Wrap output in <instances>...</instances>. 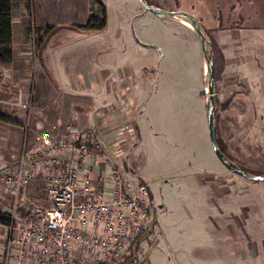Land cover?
<instances>
[{"label":"rangeland","instance_id":"rangeland-1","mask_svg":"<svg viewBox=\"0 0 264 264\" xmlns=\"http://www.w3.org/2000/svg\"><path fill=\"white\" fill-rule=\"evenodd\" d=\"M14 1L15 9L24 5L29 12H15L18 19L14 20L21 25L31 16L67 27L73 21L85 22V9L92 11L86 2L77 15H70L55 0L56 4L53 0ZM100 2L107 29L101 38L105 52L100 54L99 67L112 75L128 67L132 74L144 73L145 90L144 85L123 82L126 97L135 103L134 121L140 135L138 139L127 122L101 134L79 125L72 131L78 139L71 143L91 140L107 157V162L103 158L97 164L88 161L86 171L95 194L103 187L107 165L121 169L126 182L148 186L151 223L140 234L137 254L129 264H264V181H248L230 172L210 145L205 117L207 75L197 34L181 23L185 18L155 15L143 7L139 11L138 0ZM146 2L157 9L191 13L199 20L211 41L219 148L245 172L264 176V0ZM97 15L88 19L94 16L90 19L94 21ZM92 24L98 25H88ZM25 32L28 44L22 48L33 57L41 35L36 30ZM149 51L151 67L138 68ZM94 59L90 49L84 58L80 56L77 70L85 75L100 73L97 64L91 63ZM236 60L239 69L230 63ZM240 102L249 103V108H241ZM21 124L22 131L29 126L26 121ZM101 135L112 139L107 148L98 141ZM24 195L41 209L48 206L37 179L24 186ZM11 207L12 198L0 187V209L9 213ZM25 212L18 211L20 219ZM7 234L0 225V254Z\"/></svg>","mask_w":264,"mask_h":264},{"label":"crops","instance_id":"crops-1","mask_svg":"<svg viewBox=\"0 0 264 264\" xmlns=\"http://www.w3.org/2000/svg\"><path fill=\"white\" fill-rule=\"evenodd\" d=\"M10 1L11 59L7 64L0 63V174L14 166L23 148L27 152L48 151L51 148L58 149L63 139L70 143L74 142L78 136L72 131L78 129L79 125L83 128L89 127L92 133H100V131L114 129L119 124L123 127L127 122L133 125L136 137L139 139L140 131L134 121L135 103L126 97L127 85L123 82L130 80L135 85H144L145 90L144 73L132 74V68L128 67L123 73L118 72L112 75L106 69L99 67L100 54L105 52L102 50L101 38L105 36L104 32L107 29L106 20L101 29H92L88 24L95 22L99 25L102 21L103 7L98 6L101 4L100 0H55L59 3V7H65L70 15L74 13L77 15L80 12V6L85 2L89 3V9L95 10L92 13L91 10L85 9L84 19L87 20L82 22L83 24L73 21L67 27H56V24L37 20V18L31 19V16L28 23L21 25L20 20H14L18 19L15 12L17 10L20 14H29V12L24 5L15 9V1ZM55 1L53 0L52 3L56 4ZM140 7L139 11L142 10V6ZM21 8L24 9L21 10ZM92 14L97 15L94 21L90 20L91 16L88 19ZM48 28L57 29L47 34ZM26 30H36L37 34L41 35L38 50L33 57H30L28 49L22 48V46L26 48L28 44ZM42 34H44L43 38ZM90 49H93L95 55V59L90 62L97 64L100 73L85 75L76 67L80 56L84 58ZM135 53L140 54L138 49ZM143 56L137 67L144 70L151 67L148 65H151L153 61V54L150 52ZM230 63L236 68L240 66L237 60ZM146 73L148 76L147 71ZM48 75L55 79L56 84L50 81ZM111 94L115 97H110ZM26 96H30L32 102L31 115L25 117L22 105ZM240 103L241 108H249V103ZM25 121L29 123V126H25V130L22 131L24 127L21 123ZM66 130L69 133L66 134ZM101 138L98 141L104 143L107 148L112 139L108 135L106 137L101 135ZM21 140L23 144L20 147ZM221 143L223 145L222 140ZM59 161L62 167L65 166L63 160ZM33 168L38 167L34 165ZM28 189L30 188L26 190Z\"/></svg>","mask_w":264,"mask_h":264},{"label":"built area","instance_id":"built-area-1","mask_svg":"<svg viewBox=\"0 0 264 264\" xmlns=\"http://www.w3.org/2000/svg\"><path fill=\"white\" fill-rule=\"evenodd\" d=\"M22 108L29 115L30 96ZM99 149L91 140L48 151L23 148L14 166L0 174V187L12 198L0 264H129V257L135 258L139 236L151 223L148 186L126 182L121 169L107 165L103 187L95 194L86 170L88 161L107 162ZM61 155L67 156L63 167ZM32 179L41 182L48 204L43 209L24 195ZM18 209L26 211L22 219Z\"/></svg>","mask_w":264,"mask_h":264},{"label":"water","instance_id":"water-1","mask_svg":"<svg viewBox=\"0 0 264 264\" xmlns=\"http://www.w3.org/2000/svg\"><path fill=\"white\" fill-rule=\"evenodd\" d=\"M144 10L150 11L155 15H165L170 17H182L185 18L191 28L197 34L200 45H201V53L203 59L205 61V72L207 75V85L206 91L204 92L206 95V102H205V117H206V124L208 130V137L210 145L218 158V160L232 173L239 175L248 181H264V176H257L252 175L245 172L242 168L236 165L232 160H230L223 151L219 148L216 134H215V101H216V94L214 93V61L211 52V41L204 35L199 20L191 13L185 11H166L162 9H157L151 5H149L146 0H138Z\"/></svg>","mask_w":264,"mask_h":264},{"label":"trees","instance_id":"trees-1","mask_svg":"<svg viewBox=\"0 0 264 264\" xmlns=\"http://www.w3.org/2000/svg\"><path fill=\"white\" fill-rule=\"evenodd\" d=\"M11 1L10 0H0V63L7 64L10 62L11 59V12H10ZM101 18L102 21L99 25L90 26V28L94 29H101L104 27L105 24V11L104 9L101 10ZM92 20V19H91ZM91 24V23H90ZM57 28H48L46 31L47 34ZM40 41V39H39ZM216 103V101H215ZM58 160H63L66 163V157H59ZM60 163V161H59ZM62 165V164H61ZM60 165V166H61ZM21 211L22 209H18ZM10 216L8 213H5L0 209V225L7 226L10 223ZM140 239V238H139ZM138 239V241H139ZM139 245V243H138ZM138 245L135 246L134 249H138ZM134 261V257L131 255L128 259V262Z\"/></svg>","mask_w":264,"mask_h":264},{"label":"bare ground","instance_id":"bare-ground-1","mask_svg":"<svg viewBox=\"0 0 264 264\" xmlns=\"http://www.w3.org/2000/svg\"><path fill=\"white\" fill-rule=\"evenodd\" d=\"M181 23L186 26L187 28H191V26L189 25V23L185 20H181ZM192 29V28H191Z\"/></svg>","mask_w":264,"mask_h":264},{"label":"flooded vegetation","instance_id":"flooded-vegetation-1","mask_svg":"<svg viewBox=\"0 0 264 264\" xmlns=\"http://www.w3.org/2000/svg\"><path fill=\"white\" fill-rule=\"evenodd\" d=\"M227 156V154H225ZM228 157V156H227ZM152 201V200H151Z\"/></svg>","mask_w":264,"mask_h":264}]
</instances>
